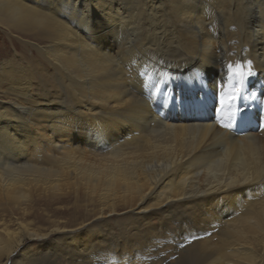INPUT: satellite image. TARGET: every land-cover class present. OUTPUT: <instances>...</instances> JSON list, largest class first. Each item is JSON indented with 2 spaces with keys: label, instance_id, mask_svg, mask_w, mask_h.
Returning a JSON list of instances; mask_svg holds the SVG:
<instances>
[{
  "label": "bare ground",
  "instance_id": "obj_1",
  "mask_svg": "<svg viewBox=\"0 0 264 264\" xmlns=\"http://www.w3.org/2000/svg\"><path fill=\"white\" fill-rule=\"evenodd\" d=\"M0 28V264H264V0H0Z\"/></svg>",
  "mask_w": 264,
  "mask_h": 264
},
{
  "label": "rangeland",
  "instance_id": "obj_2",
  "mask_svg": "<svg viewBox=\"0 0 264 264\" xmlns=\"http://www.w3.org/2000/svg\"><path fill=\"white\" fill-rule=\"evenodd\" d=\"M4 37H3V36ZM14 36V37H13ZM20 36L19 35H17V34H6L5 33V31H4V29H2V28H0V61L2 60V57H4L5 56V54L6 53H8V51H9V53H11L12 54V42H15V41H17V42H20V38H19ZM7 38V39H6ZM17 38V39H16ZM24 42H26V41H24ZM6 51V52H5ZM13 55V54H12ZM187 98H189L188 96H187ZM189 105L190 106H198L197 104H195L193 101H189ZM249 109H251V108H249ZM262 109H255V111L253 110V111H251V114H258V116H261L262 114H263V110L261 111ZM259 111H261V112H259ZM253 112V113H252ZM125 212L123 211H121V213L120 214H124ZM126 216L125 215H122V216H119V218H121V219H123V218H125ZM161 222V223H160ZM151 223V224H150ZM149 225H150V227L153 229V230H156L157 229V227L158 228H160V226H162V219H161V217L159 216V215H153V216H151V218H150V220H149ZM160 225V226H159ZM155 227V228H154ZM116 233L119 231V229L117 228V230H114ZM117 234H119V232L117 233ZM174 247V248H173ZM179 247V245L176 243V242H170V244L167 246V247H164V249H165V254L167 253V255H166V257L169 259L167 262H170L171 261V263L173 264L174 263V261L177 263V261L179 260V259H181L182 257H180L181 256V250H180V247ZM175 249H177V250H175ZM170 251H172V252H170ZM178 251H180V252H178ZM177 254V255H175V253ZM172 257H176L175 259L174 258H172ZM172 259H174V261L172 260ZM176 263H174V264H176Z\"/></svg>",
  "mask_w": 264,
  "mask_h": 264
},
{
  "label": "snow or ice",
  "instance_id": "obj_3",
  "mask_svg": "<svg viewBox=\"0 0 264 264\" xmlns=\"http://www.w3.org/2000/svg\"><path fill=\"white\" fill-rule=\"evenodd\" d=\"M251 63H252L251 61H248L249 72H251ZM228 70H229V72L233 71L231 65H229ZM239 75L243 76V75H246V74L245 73H239ZM229 80H231V77H229ZM236 91L238 92L239 89L237 88ZM219 99H220V103L222 105L225 104V103H227V101L224 99V94L223 93H220ZM232 99H236V96L234 94L232 96ZM245 118H247L246 115L242 113L241 114V119H245Z\"/></svg>",
  "mask_w": 264,
  "mask_h": 264
}]
</instances>
